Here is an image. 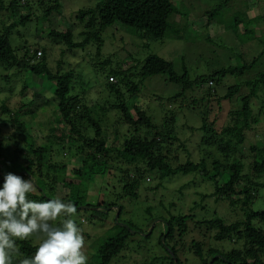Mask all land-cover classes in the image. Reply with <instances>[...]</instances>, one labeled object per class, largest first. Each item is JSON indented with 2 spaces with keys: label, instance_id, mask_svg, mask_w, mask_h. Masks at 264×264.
I'll use <instances>...</instances> for the list:
<instances>
[{
  "label": "trees",
  "instance_id": "obj_1",
  "mask_svg": "<svg viewBox=\"0 0 264 264\" xmlns=\"http://www.w3.org/2000/svg\"><path fill=\"white\" fill-rule=\"evenodd\" d=\"M62 1L64 0H0V18H4L3 28L0 29V68L6 72L17 69L14 75H6L4 80L10 84L15 77L21 76L27 70L36 77L54 84L51 85L60 115L59 124L67 130L66 134L58 136L54 134L56 129L53 127L50 129V142L39 143L25 121L28 117L36 116V111L32 110L33 101L29 104L22 101L20 107L12 109L5 103L1 105L0 125L4 126H0V188L8 173L17 175L26 172L33 177L36 183L34 192L38 194L37 198H30L28 194L29 200L42 202L59 198L75 203L76 208L84 205V200L79 194L76 195L74 190V186L78 184L65 177L68 165L53 160L56 147L62 150L74 148L73 157L81 159L82 166L73 172L81 181L82 173L92 177L96 172L104 173L105 169H116L123 186L121 199H139L140 189H144L147 178L153 175L160 184L149 188L150 191L162 189L163 182L175 175L199 174L204 180L213 183L215 191L212 195L218 201H224L231 208L241 205L240 210L244 218L235 222H227L222 218L197 221L195 210L189 214H172L167 210V217L162 213L157 216L152 213L151 207L147 208L149 223L160 219L165 225V234L161 235L159 242L162 246L170 248L174 255L168 252L167 258L172 264H182L180 255L185 247L183 239L189 233V223H193L194 227L205 231L204 235L213 234L216 243H233V247L224 250L212 245L206 248L204 241L193 240L190 251L202 264H209L217 255L220 257L214 259L212 264H264V210L256 211L253 207L264 190V181H259L264 177V147L257 145L248 151L243 150L247 134L258 124L252 107L254 100L259 96L260 88L264 87V73L256 79L230 86L222 98L232 99L245 91L241 95V107L230 112L233 118L231 123L218 128L215 121L209 123L204 120L201 127L190 128L192 132L199 130L203 134L198 160L193 159L189 152L185 162L179 155H174L175 143H179L184 149L186 146L181 143L176 116L173 113L165 114L162 122L157 124L144 107L128 101L141 93L142 83L159 75L183 88V93L169 99L171 102L181 99L188 90L202 89L210 82L212 85L217 84L227 76L243 77L264 56V11L249 21L241 16L235 21L236 27L242 22L244 28L249 29L248 40L257 39L263 46L262 52L255 59L241 66H229L210 75H199L191 79L187 70L181 75L178 74L173 62L156 54H150L143 63L126 69L121 64L110 67L109 60L98 63L96 69L103 72L107 70L106 90L116 98L110 107L120 113L117 125L130 128V136H125V140H122L124 142L114 139L115 145L109 146L111 127L104 131L102 121L94 119L90 105L76 93L74 70L62 72L59 68L54 72L48 65L46 48L34 49L28 44L14 47L12 43V33L19 26H26L37 17L48 20L53 14L60 12ZM230 1L222 0L217 8L208 12L209 20L219 17ZM177 11L173 0H102L96 7L78 13L76 20L84 25V30L79 34L81 40L76 41L70 29L59 31L56 28L50 29L48 38L53 44H63L71 50H85L88 45L94 43L97 55L101 56L104 46L101 35L116 22L135 29L141 38L152 36L156 40H163L167 31L173 29L170 19ZM5 19L10 20L8 24ZM258 27L260 31L263 29L262 35L259 36ZM244 35L243 32L240 33L241 37ZM40 50L43 56L38 58L37 53ZM140 65L139 72L135 74L139 76L140 82L134 83L130 79L131 72ZM111 78L116 82L110 81ZM26 90L27 86L24 85L22 96L26 94ZM92 127L95 134L91 137L88 135V128ZM3 128L11 129V133L4 135ZM51 137L55 142L51 143ZM245 153L251 154L253 158L248 170L244 162ZM28 175L20 177L27 180L30 179ZM74 196L79 197L73 200ZM117 206L120 209V219L124 207L117 201L101 202L96 207L107 210ZM129 226L133 229L132 225ZM120 228L121 230L101 247L98 264H110L112 259L126 248L131 233L125 227ZM162 238L164 243L161 242ZM38 246L39 244H34L32 240L17 239L18 251L12 255V264H20L23 259L34 257Z\"/></svg>",
  "mask_w": 264,
  "mask_h": 264
},
{
  "label": "rangeland",
  "instance_id": "obj_2",
  "mask_svg": "<svg viewBox=\"0 0 264 264\" xmlns=\"http://www.w3.org/2000/svg\"><path fill=\"white\" fill-rule=\"evenodd\" d=\"M101 1L64 0L61 3L60 12L53 14L48 20L37 17L28 25L19 26L12 33V43L14 47L28 44L34 49L35 47L46 48L48 65L54 72L59 68L62 72L74 70L76 93L90 105L94 119L102 121L104 131L111 127V137L108 138L109 146L115 145L114 139L121 142L125 140V136L129 137L130 128L117 125L120 113L117 109L112 110L110 107L115 103L116 98L106 90L107 70L103 72L96 69L95 66L98 63L109 60L111 61L110 67L121 64L126 69L129 66L143 63L150 54H156L173 62L178 74L181 75L187 70L190 78L195 79L199 75H210L229 66H241L245 62H251L263 50V46L257 39L248 40L249 29L244 28L242 22L236 27L235 21L239 16L246 21L258 16L264 11V0H231L219 17L211 21L208 18V12L217 8L222 0H173L178 11L170 19L173 29L167 31L163 40H156L152 36L141 38L135 29L116 22L113 26L106 28L101 35L104 40L101 56L97 55L94 43L88 45L85 50H71L66 45H55L51 42L48 32L52 28L59 31L70 29L74 33L75 40H81L79 34L84 30V25L77 22L78 13L81 10L96 7ZM5 21L8 24L10 20L5 19ZM3 23L4 18L2 17L0 18V29L3 28ZM239 32H243L244 37H241ZM262 32L263 29L260 31L258 27L257 35H262ZM140 67L141 65L134 68L131 72L132 76L129 75L134 83L140 82L139 76L135 75ZM14 71L17 69L6 72L0 68V106L5 103L12 109L20 107L22 101L24 104L33 101L32 110L36 111V116L28 117L25 121L39 143L50 142V129L53 127L56 129L54 134L58 136L66 134L65 126L59 124L60 115L52 89L54 84L36 77L27 70L7 84L4 77L14 75ZM263 73L264 56L243 77L227 76L217 84L208 83L202 89L188 90L181 96V99L175 102L169 99L176 94L183 93L182 86L172 84L165 76L159 75L142 83L141 93L128 101L144 107L157 124L162 122L165 114L173 113L176 116V126L181 143L186 146L184 149L179 146V143H175L173 145L174 155H179L185 162L189 157V152L193 159L198 160L201 154L200 144L203 134L199 130L192 132L190 128L201 127L204 120L209 123L215 121L218 128L231 123L233 118L230 112L241 107V95L245 91L232 99L222 98L227 94L230 86L256 79ZM24 85L27 86V92L22 96ZM126 98L129 97L126 96ZM252 109L258 118V124L247 134L243 148L245 151L252 146L264 147V87L260 88L259 96L254 100ZM94 132L93 127L88 128L89 136H94ZM3 133L9 135L11 129L3 128ZM52 142H55L53 137H51ZM55 149L56 154L53 160L68 165L65 177L78 184L74 186L75 193L79 194L85 203L76 208L77 212L73 219L85 238L88 264L100 262L101 247L121 230L120 227H123L115 219L116 211L111 208L105 210V208L96 207L101 202L117 201L122 205L124 211L119 221L122 224L132 225V231H137L133 233L129 230L131 235L126 248L114 257L110 264H172L167 258L169 251L159 242L161 235L165 234V225L160 219L149 223L150 215L146 212L149 207L157 216L159 213L166 215L167 210L172 214H189L195 210L197 221L222 218L227 222H235L244 218L240 210L241 205L231 208L224 201H218L212 195L215 191L213 183L204 180L199 174L175 175L163 182L162 189L150 191L149 188L160 184L157 177L153 175L147 178L144 189H140L139 199H121L123 186L116 169H105L104 173L96 172L92 177L82 173L83 181H81V178L73 172L82 166L81 159L73 157L74 148L62 150L56 147ZM252 161V155L245 153L246 170L250 168ZM259 181H264V177ZM29 194L30 198H37L38 195L35 192ZM78 197L74 196L73 200ZM62 202L68 203L64 200ZM87 204L92 205L90 209H81V206L88 207ZM253 207L256 211L264 210V190ZM166 216L169 217V215ZM62 219L63 217L50 223L60 227ZM149 224H151L150 227ZM204 233V230L189 223V233L183 239L185 247L182 256L180 255L182 264H202L190 251L193 240L204 241L205 247L212 245L224 250L233 247V243L229 241L216 243L213 234L204 235ZM27 239L32 240L34 244H40L42 234H34ZM161 242L164 243V238Z\"/></svg>",
  "mask_w": 264,
  "mask_h": 264
},
{
  "label": "clouds",
  "instance_id": "obj_3",
  "mask_svg": "<svg viewBox=\"0 0 264 264\" xmlns=\"http://www.w3.org/2000/svg\"><path fill=\"white\" fill-rule=\"evenodd\" d=\"M34 191L32 178L25 180L12 173L4 177L0 188V264H12V255L18 251L16 240L34 234H42V242L34 257L20 264H88L85 238L73 219L75 205L59 198L29 200L28 194ZM61 217L62 226L50 223Z\"/></svg>",
  "mask_w": 264,
  "mask_h": 264
},
{
  "label": "water",
  "instance_id": "obj_4",
  "mask_svg": "<svg viewBox=\"0 0 264 264\" xmlns=\"http://www.w3.org/2000/svg\"><path fill=\"white\" fill-rule=\"evenodd\" d=\"M17 175H18V176H23V175H28V174H27L26 172H22V173H19V174H17ZM28 176H29V178H32L33 184L36 185V183H35L33 177H32L31 175H28ZM81 209H90V207L81 206ZM98 209H99V208H98ZM111 209H113V211H116V212H117V215H116L115 219H116V221H117L118 224L123 225V227L127 228L128 230H130V232L137 233V231H135V232L132 231V229H131V227H130L129 225L122 224V223L119 221L120 209H119L118 207H113V208H111ZM166 248H167L168 251L172 254V256H174L173 253H172V251L170 250V248H168L167 246H166ZM218 257H220V256L217 255V256H215L214 259H216V258H218ZM214 259H213L209 264H212V262L214 261Z\"/></svg>",
  "mask_w": 264,
  "mask_h": 264
},
{
  "label": "built area",
  "instance_id": "obj_5",
  "mask_svg": "<svg viewBox=\"0 0 264 264\" xmlns=\"http://www.w3.org/2000/svg\"><path fill=\"white\" fill-rule=\"evenodd\" d=\"M37 55H38V58H40V57H42L43 56V52L40 50L38 53H37ZM110 81H113V82H116V80L115 79H110Z\"/></svg>",
  "mask_w": 264,
  "mask_h": 264
}]
</instances>
